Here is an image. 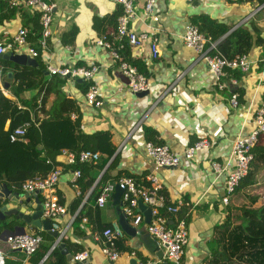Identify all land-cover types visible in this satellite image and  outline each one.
<instances>
[{
	"label": "crops",
	"instance_id": "obj_1",
	"mask_svg": "<svg viewBox=\"0 0 264 264\" xmlns=\"http://www.w3.org/2000/svg\"><path fill=\"white\" fill-rule=\"evenodd\" d=\"M47 1L55 5L49 39L50 62L68 67H89L91 64L98 66L94 82L99 88V98L102 101L100 107L87 104L84 96L86 91L78 85L85 80L65 79L58 90L76 108L69 114L71 121L77 122L81 133L94 135L92 141L96 151L100 157H108L104 169L99 171L93 168L88 171L89 177H93L94 181L81 192L78 181L73 182V165L66 164L60 153L55 156L57 165L62 169L55 194L65 207V213L58 220L59 229H67L66 238L70 243L76 244L81 250L90 251L88 260L83 263H73L71 259L67 260L65 254L60 253L68 264H172L164 259L163 251L147 232L148 222L138 205L136 210L142 221L134 226L122 211V193L119 199L114 200V188L111 198L104 206L94 207L93 189L105 171V181L102 180L98 188H102L107 181L115 182L124 176L144 182L145 177L152 172L151 162L143 146L147 141L166 144L172 152L181 153L185 147L206 138L210 142L208 149L195 155L192 160L181 157L177 167L162 168L157 172L168 199L182 202L176 215H167L169 218L184 219L187 226L189 240L181 263L205 264L209 256L207 242L213 237L214 229L225 219L229 208L264 205V134L259 137L254 153L255 161L259 163L255 180L240 192V195L247 193V204L239 203V193H233L229 202L224 204L221 198L226 193V177L224 174L213 173L210 167L212 160L224 162L230 154L233 139L246 135L251 129L252 117L262 95V68L253 67L248 73L228 69L224 77L228 86L218 89L207 74L205 62L194 50L184 45L181 35L193 16L203 14L232 26L218 40H222L238 26L253 28L264 38V7L257 10L259 0L233 3L226 0H155L153 14L158 15L159 21L153 22L143 10L146 0H133L137 18L129 24L130 28L140 31L148 25L158 27L154 35L160 49L159 57L152 59L147 43L139 49L129 47L130 59H138L144 65L145 73H142L149 84L148 93L139 96L126 89L124 78L120 76L119 61L113 59L107 49L95 45L97 38L103 34L107 35L109 41L115 39V27L109 19L118 10L121 11V7L112 0ZM13 12L12 17L0 20V39H10L22 25L29 28V42L34 45L40 31L37 16L28 13L19 16ZM13 53L28 55L24 47ZM248 54L252 59L264 58L259 46H253ZM34 59L35 66H25L41 69L43 79L49 80L52 75L47 72L43 59ZM17 85L16 80L8 88H4L6 93L3 95L15 101L21 109L28 110L29 114L34 112L37 100L42 97H37L30 107L25 106L11 91V86ZM36 91H24L21 99L30 101ZM232 93L237 94V107L230 105ZM49 98L52 102L47 108ZM57 98L56 92H51L46 97L44 111H41L42 119L48 117L46 112L51 110ZM8 126L9 120L4 129L7 130ZM145 128H149L154 134L150 133L145 137ZM112 163L114 164L111 165ZM6 187L9 188L7 185ZM9 189L24 193L20 189ZM37 198L42 201V194L38 193ZM2 200L0 197V202ZM33 202L34 197L31 198V203ZM3 204L9 208L14 206L9 201ZM79 213L84 216L77 229H73L74 220ZM122 216L126 218L123 223L129 227L123 228L120 224ZM233 221L234 225L246 227L249 219L242 212H237ZM113 224L120 226L124 233L116 241V247L121 253L116 261L108 260L101 252L99 241L94 239L96 232ZM4 229L5 226L0 221V250L5 255V261L42 264L54 249L52 246L55 237L52 234L42 228L26 226V232H39L42 236L41 244L47 246V252L52 248L45 259L47 252L36 262L38 256L35 253L26 258L21 251L8 249L4 241L8 233ZM64 246L69 252V248L65 244ZM131 251L135 252L134 256L129 255Z\"/></svg>",
	"mask_w": 264,
	"mask_h": 264
},
{
	"label": "built area",
	"instance_id": "obj_2",
	"mask_svg": "<svg viewBox=\"0 0 264 264\" xmlns=\"http://www.w3.org/2000/svg\"><path fill=\"white\" fill-rule=\"evenodd\" d=\"M121 7V13L116 19L114 38L128 47L139 49L145 43L149 47V56L156 59L160 55L159 44L154 33L158 27L148 25L145 29L137 31L130 28L129 24L137 18L133 0H112ZM191 2L193 0H184ZM8 9L15 11L20 16L22 13H28L37 16L40 25V31L33 44L29 42L30 30L26 26L20 25L12 34L11 38L0 39V58L11 49L17 51L24 47V51L31 58L40 57L45 63V68L50 75H58L62 78L75 80L80 77L89 83L85 92L87 104L94 107H100L102 101L99 98V88L94 82V77L98 71V66L91 64L84 66H58L50 62L48 58L49 39L51 37V23L53 19V10L55 5L47 0H0ZM155 0H146L143 10L150 16L153 22H158L159 17L154 13ZM264 7V2L258 9ZM154 31V32H153ZM182 41L187 48L194 50L205 62L207 74L212 83L218 89L227 88L228 83L224 77L226 70H237L242 73H248L253 67H261L260 79L262 81V95L258 106L252 117V127L246 135L235 137L231 143V150L228 158L224 162L212 160L210 167L213 173L224 174L225 195L221 198L224 204L229 202V197L234 193L241 179L245 177L254 158L253 148L259 137L264 134V58L252 59L248 53L237 54L227 58L220 53H211L210 50L215 47L216 42H209L199 28L189 22L185 25L181 35ZM210 43V46H207ZM95 45L107 49L113 59L119 61V69L124 76L128 78L126 89L132 93L149 89L146 76L139 72L136 66L122 59L118 50L109 41L106 34L101 35L95 41ZM3 64L0 62V91L6 93L3 87L2 74ZM42 99V98H41ZM41 99L37 100V107L30 117L24 123L12 128L9 131L8 138L11 142H26V133L31 126H36L37 118H41ZM232 107L238 106L237 94L232 93L229 99ZM75 118L74 115L71 116ZM145 154L152 165V172L145 177L144 182L137 181L133 177H121L117 181H107L101 188L98 197L95 200L94 207H102L111 198L116 185L122 189V211L128 217L134 226L141 223L142 217L137 212L138 201L141 200L151 210L150 221L147 224V232L156 240L158 247L163 251L166 261L172 264H178L184 255L185 246L188 243V231L185 220L182 218H169L167 215H176L181 201L172 202L168 199L163 190V184L159 179L157 172L162 168H173L180 164L181 157L192 160L195 155L208 149L210 142L206 138H201L183 149L181 153L172 152L166 144H156L150 141L144 143ZM60 154L64 156L65 163L68 165L79 163H95L99 158V153L90 149H82L78 153L68 149H62ZM61 166L54 167L45 175H36L23 180L20 183V190L24 193L42 194V216L51 222V231H57L55 238L57 245L66 237L67 229H59V217L65 213V207L60 204L55 188L61 175ZM81 177V171L74 169L72 171L73 182H77ZM123 231L117 224L104 227L94 234V239L99 241L101 252L110 261H116L121 253L116 247V241L123 237ZM10 251H21L26 258L33 255L42 243V236L36 232L8 233L4 238ZM54 247V246H53ZM90 251L84 249L72 255L73 263H83L88 260ZM129 255L134 256L131 251ZM5 263V255L0 250V264Z\"/></svg>",
	"mask_w": 264,
	"mask_h": 264
},
{
	"label": "trees",
	"instance_id": "obj_3",
	"mask_svg": "<svg viewBox=\"0 0 264 264\" xmlns=\"http://www.w3.org/2000/svg\"><path fill=\"white\" fill-rule=\"evenodd\" d=\"M226 1L233 3L240 0ZM259 2L262 4L264 0H259ZM120 13L121 11L118 10L110 16L109 21L114 24V27H116V19ZM13 15L14 12L8 10L0 2V20L5 17H12ZM191 23L195 24L209 38V42L211 43L216 42L232 27L203 14L193 16ZM111 41L113 47L118 50L123 60L137 66L139 72L145 73V67L143 64H140L138 59H130V49L126 44L120 43L116 39ZM207 46H210V43H207ZM253 46H259L261 48V55L264 56V38L253 28L249 29L245 26H238L220 40L210 52L220 53L227 58H231L237 54L248 53ZM10 51L14 52L12 49ZM0 62L3 64L4 69H16L18 85L11 86V91L15 97L19 98L21 104L30 107L37 97H42L40 110L43 112L46 97L51 92H56L58 95L51 110L46 112L48 117L43 119L37 118L38 124L28 129L26 133L27 141L11 142L8 138L9 131L27 121L30 114L28 110L21 109L15 101L7 98L0 91V184L4 182L12 190H19L20 183L23 180L36 175H45L54 165H57L55 156L62 149H68L75 153H78L82 149L96 151L92 141L95 136L85 135L78 130L77 122L71 121L69 116L70 112L76 109L75 106L67 97L59 93L58 87L65 83L66 78L52 75L49 80H44L42 70L39 68L18 66L2 58H0ZM238 76L237 74L236 77ZM78 85L82 90L86 91L89 83L83 81L78 83ZM31 89L37 90L36 95L34 94L30 101L21 99V94ZM7 120H9V126L5 130L4 127ZM150 133L154 134L149 128L144 129L145 137H148ZM256 145L253 148V154L255 153ZM107 161L108 157L99 156L95 163L77 162L71 166L72 169H79L81 171V177L78 180L81 192L93 184L94 178L89 177L88 171L93 168H97L99 171L104 169ZM258 165L259 163H256L254 157L248 174L241 179L234 193H240L243 188H247L254 182ZM105 178L106 171L103 172L93 189L92 200L95 201L98 197L101 191V187L98 188V186L102 180L105 181ZM237 212H242L249 219L246 227H242L240 224L234 225L233 220ZM83 216L84 214L82 213L76 216L73 229H77ZM63 243L69 248V252L72 255L81 251L80 247L70 243L66 237ZM207 248L209 256L205 264H264V205L254 208L231 206L223 222L214 229L213 237L207 242ZM47 249V246L40 244L35 252L38 256L36 262L42 259ZM181 261L178 264H182ZM4 264L20 263L7 260ZM42 264L68 263L56 247Z\"/></svg>",
	"mask_w": 264,
	"mask_h": 264
},
{
	"label": "water",
	"instance_id": "obj_4",
	"mask_svg": "<svg viewBox=\"0 0 264 264\" xmlns=\"http://www.w3.org/2000/svg\"><path fill=\"white\" fill-rule=\"evenodd\" d=\"M230 33V32H229ZM228 33V34H229ZM220 40L216 41V44ZM2 59L10 60L13 63L21 66L25 65H36V61L34 58L29 57L26 54H18L13 53L11 51L5 52L2 56ZM120 76L124 78L125 83H128V78L122 74L120 71ZM3 87L8 88L10 84H13L16 81V72L13 69H4L2 74ZM78 80L83 81L82 78L78 77ZM148 91H139L136 92V95L143 96L147 94ZM52 100L49 98L47 101V108L51 104ZM122 193V189L115 186V192L113 194L114 200L119 199ZM38 192L35 193H17L12 192L9 188L6 187L5 184L0 185V197L3 200L0 202V221L3 222L5 226V232L7 233H25L26 226H35L37 228H42L52 234L55 238L58 236L57 231H51V222L42 217V204L41 201L37 198ZM34 197V202L31 203V198ZM36 197V198H35ZM5 201L12 202L14 204L13 207H7ZM138 207L144 211L145 220L149 223L151 217V210L148 208L146 204H144L141 200L138 201ZM123 218V219H122ZM120 219V224L123 228L127 227V224H124L125 217L122 216ZM129 227V226H128ZM131 228V227H130ZM133 230V228H131ZM55 244V243H54ZM52 246V248L57 247L61 253L66 255L67 260H70L72 255L65 248L63 241L57 245ZM52 248L48 250L44 259L50 254ZM43 259V260H44Z\"/></svg>",
	"mask_w": 264,
	"mask_h": 264
},
{
	"label": "rangeland",
	"instance_id": "obj_5",
	"mask_svg": "<svg viewBox=\"0 0 264 264\" xmlns=\"http://www.w3.org/2000/svg\"><path fill=\"white\" fill-rule=\"evenodd\" d=\"M246 197H247V193H244V195L243 194L240 195V193L237 194V198L239 199V201H241L239 203H243L244 202L245 204H247ZM242 221H244V220H242Z\"/></svg>",
	"mask_w": 264,
	"mask_h": 264
}]
</instances>
